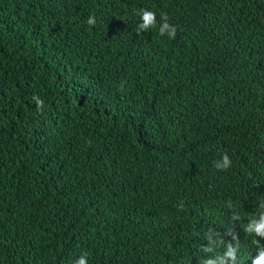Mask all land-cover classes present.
I'll return each instance as SVG.
<instances>
[{
	"label": "trees",
	"instance_id": "trees-1",
	"mask_svg": "<svg viewBox=\"0 0 264 264\" xmlns=\"http://www.w3.org/2000/svg\"><path fill=\"white\" fill-rule=\"evenodd\" d=\"M262 200L264 0H0V264H198L209 230L251 264Z\"/></svg>",
	"mask_w": 264,
	"mask_h": 264
},
{
	"label": "clouds",
	"instance_id": "clouds-1",
	"mask_svg": "<svg viewBox=\"0 0 264 264\" xmlns=\"http://www.w3.org/2000/svg\"><path fill=\"white\" fill-rule=\"evenodd\" d=\"M140 22L137 25V34H142L156 27L157 19L156 13L141 9L138 13ZM89 25H95L96 19L94 16H89L87 19ZM158 32L161 36L167 35L170 39H175L177 34V26L168 22V16L162 14L161 23L158 28ZM32 100L35 102L38 110H42L44 106V100L38 95H33ZM231 166L229 157L225 154L222 160L216 164L219 169H227ZM233 219H240L239 215H235ZM246 234L253 235L252 243L256 246V255L251 257V264H264V245H261L255 237L264 238V200H262L257 208V212L254 216L249 217L248 222L244 226ZM208 243L201 247V251L204 253H216L217 249H223L218 254L208 256L198 261V264H241L238 259L237 253L240 252L239 238L233 233L232 241H226L218 233H214L211 230L206 234ZM74 264H88L87 254L80 255L74 262Z\"/></svg>",
	"mask_w": 264,
	"mask_h": 264
}]
</instances>
